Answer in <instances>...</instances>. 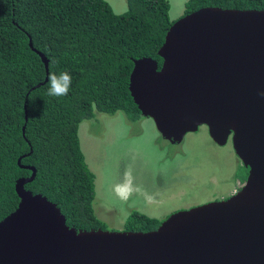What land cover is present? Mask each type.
Wrapping results in <instances>:
<instances>
[{
    "label": "water",
    "instance_id": "water-1",
    "mask_svg": "<svg viewBox=\"0 0 264 264\" xmlns=\"http://www.w3.org/2000/svg\"><path fill=\"white\" fill-rule=\"evenodd\" d=\"M35 52L46 82L48 60ZM157 56L160 68L152 58L133 60L128 91L141 116L171 145L201 126L217 146L230 141L247 169L240 189L149 232L76 230L54 203L25 189L36 170L18 159L31 174L16 180L19 202L0 221V264H264V10L184 15Z\"/></svg>",
    "mask_w": 264,
    "mask_h": 264
},
{
    "label": "trees",
    "instance_id": "trees-1",
    "mask_svg": "<svg viewBox=\"0 0 264 264\" xmlns=\"http://www.w3.org/2000/svg\"><path fill=\"white\" fill-rule=\"evenodd\" d=\"M126 1V12L115 14L104 0H0V221L19 202L16 180L31 174L21 159L36 170L25 189L54 203L68 227L106 229L94 212L95 176L79 125L97 113L142 118L128 91L133 60L152 58L160 68L157 52L173 23L168 0ZM204 7L264 10V0H187L183 16ZM29 41L48 60V75H71L67 96L47 94L44 64ZM160 223L133 212L124 228L149 232Z\"/></svg>",
    "mask_w": 264,
    "mask_h": 264
},
{
    "label": "rangeland",
    "instance_id": "rangeland-1",
    "mask_svg": "<svg viewBox=\"0 0 264 264\" xmlns=\"http://www.w3.org/2000/svg\"><path fill=\"white\" fill-rule=\"evenodd\" d=\"M104 1L115 14L127 10L126 0ZM186 1L168 0L173 22L183 16ZM78 138L95 176L94 212L107 231H125L133 212L162 222L177 211L225 200L246 174L231 142L217 146L205 126L171 145L149 118L130 122L120 112L97 113L81 122Z\"/></svg>",
    "mask_w": 264,
    "mask_h": 264
},
{
    "label": "clouds",
    "instance_id": "clouds-1",
    "mask_svg": "<svg viewBox=\"0 0 264 264\" xmlns=\"http://www.w3.org/2000/svg\"><path fill=\"white\" fill-rule=\"evenodd\" d=\"M48 92L51 97L67 96L72 85V77L68 72L59 74L49 73L48 77Z\"/></svg>",
    "mask_w": 264,
    "mask_h": 264
},
{
    "label": "built area",
    "instance_id": "built-area-1",
    "mask_svg": "<svg viewBox=\"0 0 264 264\" xmlns=\"http://www.w3.org/2000/svg\"><path fill=\"white\" fill-rule=\"evenodd\" d=\"M236 191H234V193H235Z\"/></svg>",
    "mask_w": 264,
    "mask_h": 264
},
{
    "label": "flooded vegetation",
    "instance_id": "flooded-vegetation-1",
    "mask_svg": "<svg viewBox=\"0 0 264 264\" xmlns=\"http://www.w3.org/2000/svg\"><path fill=\"white\" fill-rule=\"evenodd\" d=\"M238 190H239V189H238ZM238 190H237V191H238Z\"/></svg>",
    "mask_w": 264,
    "mask_h": 264
}]
</instances>
